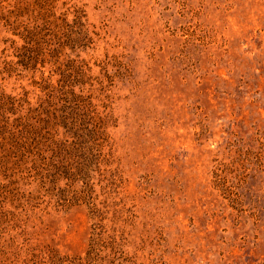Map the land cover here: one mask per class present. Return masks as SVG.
I'll return each instance as SVG.
<instances>
[{"label": "rangeland", "instance_id": "1", "mask_svg": "<svg viewBox=\"0 0 264 264\" xmlns=\"http://www.w3.org/2000/svg\"><path fill=\"white\" fill-rule=\"evenodd\" d=\"M15 1L0 95L35 103L41 73L4 72ZM64 4L90 42L65 39L52 81L91 108L60 129L76 166L59 176L0 148V264H264V0Z\"/></svg>", "mask_w": 264, "mask_h": 264}, {"label": "trees", "instance_id": "2", "mask_svg": "<svg viewBox=\"0 0 264 264\" xmlns=\"http://www.w3.org/2000/svg\"><path fill=\"white\" fill-rule=\"evenodd\" d=\"M85 16L84 10L66 4L58 14L57 0H17L9 13L1 18L8 30L23 40L20 46L12 40L18 60H6L4 72L12 74L16 65L21 66L22 72L35 74L39 71L41 80L35 83L42 90L35 103L27 92L23 95L1 93L0 148L3 157L31 159L45 172L58 176L76 166V155L70 150L72 142L61 137L60 129L65 123L76 125L75 110L89 109L91 103L79 102L65 75L60 74L57 83L52 81V76L60 68L67 37L76 34L79 39H72L73 44L81 47L90 42ZM47 65L52 72L48 76L44 71ZM62 101L70 106L65 107Z\"/></svg>", "mask_w": 264, "mask_h": 264}]
</instances>
